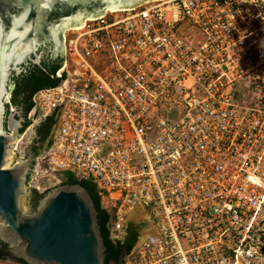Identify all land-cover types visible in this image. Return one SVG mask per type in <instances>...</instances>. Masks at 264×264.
Instances as JSON below:
<instances>
[{
  "label": "built area",
  "instance_id": "1",
  "mask_svg": "<svg viewBox=\"0 0 264 264\" xmlns=\"http://www.w3.org/2000/svg\"><path fill=\"white\" fill-rule=\"evenodd\" d=\"M64 40L32 190L93 183L114 240L141 226L124 264H264V0H151Z\"/></svg>",
  "mask_w": 264,
  "mask_h": 264
},
{
  "label": "water",
  "instance_id": "2",
  "mask_svg": "<svg viewBox=\"0 0 264 264\" xmlns=\"http://www.w3.org/2000/svg\"><path fill=\"white\" fill-rule=\"evenodd\" d=\"M149 1L0 0V240L8 246L5 259L26 264H106L98 212L80 184L51 188L35 208L26 207L27 183L38 154H34L32 143L26 158L8 165L25 118L15 107L7 113L5 100L11 96L12 73L21 74L30 62L41 64L44 45H53L51 58L64 63L68 29L106 11ZM66 76L60 69L56 72L62 79L57 86ZM59 107L49 118H54Z\"/></svg>",
  "mask_w": 264,
  "mask_h": 264
},
{
  "label": "trees",
  "instance_id": "3",
  "mask_svg": "<svg viewBox=\"0 0 264 264\" xmlns=\"http://www.w3.org/2000/svg\"><path fill=\"white\" fill-rule=\"evenodd\" d=\"M63 59L52 60L50 57H44L41 61V64H35L30 62L28 65L24 66L21 74L16 75L12 73L9 81L11 96L9 101L6 103L7 113L12 108H23L24 114H29L30 110L33 107L32 98L36 92L41 89L57 86L62 79L56 77V72L61 68ZM52 123V128L57 123L56 118H49ZM30 120L25 124L23 130L30 125ZM50 123V124H51ZM51 140L48 142L47 146L50 144ZM39 152L37 151L36 154ZM65 184H80L84 187L90 196L92 197L96 210L98 212L100 232L106 247V255L115 256L116 259H122L126 254H128L137 242V236H135L131 241L125 235L121 240H114L111 236V227L115 222V212L116 207L109 201L102 198L95 185L89 181H77L72 174L68 173L66 179L63 183ZM62 184V185H63ZM44 193H38L33 190V197L31 199V205L35 208L38 204V201L43 197ZM129 225L126 227L127 233L130 231ZM0 259H5L7 257V248L8 246L1 242L0 240ZM108 258L105 259V262H108ZM19 263L26 264L25 261L20 260ZM123 264V260L121 262Z\"/></svg>",
  "mask_w": 264,
  "mask_h": 264
},
{
  "label": "flooded vegetation",
  "instance_id": "4",
  "mask_svg": "<svg viewBox=\"0 0 264 264\" xmlns=\"http://www.w3.org/2000/svg\"><path fill=\"white\" fill-rule=\"evenodd\" d=\"M52 51H53V45L52 46H50L49 44L48 45H44L41 48V52H42V55H43L42 59L44 57H47V56L51 58V52ZM52 60H57V58L56 59H52ZM19 110L21 111L22 115L25 118V120L23 122V125L25 126V124L29 120V119H27L28 114L27 115L24 114V109L23 108H20ZM50 123H51L50 120H46V121L42 122L41 125L37 128L36 138H35V141L33 142V146H32V150H33L35 155H36L37 151L41 152L42 149L52 139L53 129L56 130L58 125L56 123L54 125V127L52 128V123L51 124ZM28 127H26L25 130L21 131V133L25 134ZM131 225L132 226L130 227L131 229H130L129 233H127V232L125 233V235H127V238L129 239V241H131L135 236H137V239H138V237L141 234V226L140 225H136V224H131ZM125 256L122 259L121 258L120 259H116L115 256L114 257L113 256H108V254H107L106 255V259H107V257H109V258H108V262L106 264H121L122 260L124 262Z\"/></svg>",
  "mask_w": 264,
  "mask_h": 264
},
{
  "label": "rangeland",
  "instance_id": "5",
  "mask_svg": "<svg viewBox=\"0 0 264 264\" xmlns=\"http://www.w3.org/2000/svg\"><path fill=\"white\" fill-rule=\"evenodd\" d=\"M6 103L9 101V99L7 98ZM29 119V117H28ZM30 120V119H29ZM41 124L39 122H34L31 120V124L29 125V127L27 128V131L25 134H22L21 137L16 141V145L14 147V153L11 156L8 165H12L15 163V161L18 158H26L27 156V150L29 148V145L32 144L35 141L36 138V131L37 128L40 126ZM56 130L53 129V133ZM47 147V145L42 149V151ZM33 170V167L31 169V172ZM28 186V197L25 200V205L28 209L32 208L31 203V199L33 197V190L32 188L29 186V184L27 183ZM45 193V192H44ZM0 264H21L18 261H13V260H9V259H0Z\"/></svg>",
  "mask_w": 264,
  "mask_h": 264
},
{
  "label": "bare ground",
  "instance_id": "6",
  "mask_svg": "<svg viewBox=\"0 0 264 264\" xmlns=\"http://www.w3.org/2000/svg\"><path fill=\"white\" fill-rule=\"evenodd\" d=\"M113 10V9H112Z\"/></svg>",
  "mask_w": 264,
  "mask_h": 264
}]
</instances>
